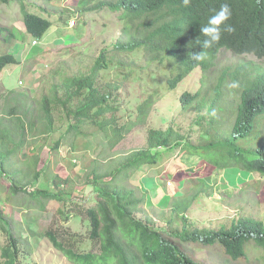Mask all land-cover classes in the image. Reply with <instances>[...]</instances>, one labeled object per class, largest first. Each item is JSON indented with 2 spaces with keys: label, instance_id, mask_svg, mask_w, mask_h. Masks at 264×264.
Returning a JSON list of instances; mask_svg holds the SVG:
<instances>
[{
  "label": "trees",
  "instance_id": "obj_1",
  "mask_svg": "<svg viewBox=\"0 0 264 264\" xmlns=\"http://www.w3.org/2000/svg\"><path fill=\"white\" fill-rule=\"evenodd\" d=\"M10 1L0 0V3ZM16 1L21 5L22 20L30 38L42 39L54 23L49 17L51 12L35 1ZM79 2H83V7H78L77 11L83 15L102 10L121 11L119 16L128 18L124 28L129 34L137 21H143L138 23V31L129 42H117L103 48L90 73L67 77L61 83L62 91L55 90L51 95H44L35 116L31 115V105H25L22 99L13 95L14 91L10 92L14 105L5 110V115H0V179L3 172L11 175L8 185L0 180L3 203L13 204L15 198L22 194L28 199L21 203L23 207L30 208L29 203H33L40 210L47 208L48 202L55 201L58 204L56 214L63 223L50 228L45 235L53 247L74 264H204L181 248V244L191 243L220 245L225 254L234 260L256 258L257 261L264 258V255L256 253L264 249L263 220L239 216L218 227L199 226L188 216L190 202L174 200L171 212L163 217L166 225L156 227L136 215V210L145 203V199L139 197L136 189L128 184L145 165L154 167L189 154H199L200 157L208 154L212 163L184 169L192 175L196 168L198 175L204 177L231 167L264 176V132L254 133L255 121L264 116V70L254 77L234 78L238 84L239 99L230 131L218 132L222 121L213 112L217 105L215 98L207 113L210 118L205 123V116L197 120L199 134L196 139L173 126L150 128L146 145L131 151L120 166L102 171L101 165L89 171L84 177L85 185H91L94 190V196L89 199L79 196L77 184L69 176L61 178L58 173L50 177L53 189L36 186L41 174H46L38 166L48 137L57 129L56 110L64 113L68 126L50 151L65 144L73 145L79 134L90 129L103 130L110 139V147L115 148L138 122L148 116L157 101L159 92H151L139 104L136 120L120 123L121 103L115 91L118 86L107 90L99 83L100 72L111 63L110 52L143 49L148 55L154 54L150 55L152 60L162 54L168 61L171 60L170 64L175 68L173 76L167 81V88L174 90L196 67L209 70L222 48L236 54H255L264 59V0H190L187 6L183 0ZM225 3L232 11L227 23L235 31L227 33L221 25V38L205 50L207 58L201 62L194 61L192 55L202 50L201 43L205 39L201 27ZM45 13L48 15L45 16ZM143 32L145 34L142 35ZM7 35H13V32L0 24V38L6 40ZM18 64L21 61L14 54H0V72ZM216 93L220 94V89ZM205 97L200 91H185L180 98L182 108L205 101ZM20 103L23 112L27 114L30 111V115L17 112ZM7 116L13 117V120H6ZM253 134L255 139L248 140ZM27 147V157L17 160ZM204 185L201 184L199 191L205 190ZM198 192L193 196L194 200L199 197ZM91 202H94L93 205ZM71 218H78L85 230L70 225ZM0 225L2 230L6 229L1 210ZM8 234V241L0 252V264H25L21 259L24 252L19 240ZM88 243L90 247H84Z\"/></svg>",
  "mask_w": 264,
  "mask_h": 264
},
{
  "label": "rangeland",
  "instance_id": "obj_2",
  "mask_svg": "<svg viewBox=\"0 0 264 264\" xmlns=\"http://www.w3.org/2000/svg\"><path fill=\"white\" fill-rule=\"evenodd\" d=\"M27 1L46 5L52 10L53 15L49 17L54 23L43 38L38 40V45H34L23 25L20 3L16 0L7 4L0 3V24L13 32V35H7L6 40L0 38V54L13 53L21 61V64L10 65L0 72V115H5V110L14 105L10 93L14 91L13 95L22 99L25 105L32 106L33 114L30 111L27 114L23 112L22 103L17 112L35 116L44 95H51L55 90L62 91L61 83L67 77L90 73L103 48L117 42H129L138 31V23L143 21H137L129 34L123 28L128 18L120 17V11L102 10L82 15L76 26L69 27L57 17L63 10L60 7L66 3L63 0H53L55 5L48 4L46 0ZM82 7L83 2L80 9ZM150 55L143 49L112 51L108 55L112 59L111 63L99 74V83L104 85V89H115L118 86L115 91L119 94L121 103L119 114L122 124L136 120L139 104L151 92L158 91V99L149 110L148 116L138 122L115 148L110 147V139L103 130L90 129L79 134L73 145L65 144L50 151L68 126L64 113L56 110L57 129L48 137L38 166L48 177L41 174L36 183L37 187L53 189L54 184L50 182V177L58 173L61 178L69 176L77 184L79 196L84 200L89 199L94 196L92 186L84 183V177L89 171L101 165L102 171L120 166L131 151L146 145L150 128L166 129L173 126L196 139L199 134L197 120L205 116V123L210 118L207 113L215 98L217 105L213 112L222 121L218 132L230 131L239 99L237 87H232L234 78L242 79L245 75L254 77L264 70V59L256 55H239L222 49L209 70L196 68L176 89L169 90L167 81L173 76L175 69L170 64L171 60L168 61L162 54L152 60ZM20 80H23L22 84L19 83ZM217 89H220V94L216 93ZM185 91H200L206 96L205 101L183 109L180 98ZM225 117L227 119L223 120ZM6 120L12 121L13 117L7 116ZM9 121L7 122L13 125ZM254 127V133L264 131V118L259 116ZM253 139L254 134L248 138ZM28 152L27 147L16 159L24 160ZM202 163H211L208 154L201 157L199 154H189L158 166L145 165L140 168L128 182L136 189L138 196L145 199V203L136 210V215L156 227H164L166 223L163 217L171 212L170 208L175 200L190 202L188 216L199 226L218 227L221 223H230L233 217L239 216L264 221V176L231 167L216 170L212 175L204 177L198 175V168L193 171V175L184 170ZM181 173H184L183 176H180ZM0 180L2 184L8 185L11 175L3 172ZM169 181L172 182L171 185L167 184ZM203 183L205 190L201 192L199 189ZM197 192L199 197L194 200L193 196ZM3 200L4 197H1L0 210L6 229L0 228V252L10 233L21 244L24 252L21 259L25 264H74L58 252L45 235L47 230L63 223L56 214L58 204L55 201L48 202L47 208L39 210L36 209L38 205L33 203H29L30 208L23 207L21 203L28 199L22 194L15 198L13 204L3 203ZM69 224L85 230L78 218H71ZM175 241L181 244L179 240ZM84 247L89 248L90 244H85ZM181 248L204 264H264V258L257 261L256 258L234 260L225 254L220 245L203 246L191 243L181 244ZM256 253L263 256L264 249L257 250Z\"/></svg>",
  "mask_w": 264,
  "mask_h": 264
},
{
  "label": "clouds",
  "instance_id": "obj_3",
  "mask_svg": "<svg viewBox=\"0 0 264 264\" xmlns=\"http://www.w3.org/2000/svg\"><path fill=\"white\" fill-rule=\"evenodd\" d=\"M48 4H52L55 5L53 3V0L48 1L46 0ZM65 4H62L63 6H61L60 8H63V10H61V12L59 14H57V17H59V21L63 22L64 24H68L69 27L72 26H76L77 21L80 19V17L83 15L81 12H78L77 10H79L78 7H80V2L79 0H63ZM78 2L80 4H78ZM190 3V0H183V4L185 6H187ZM92 4V3H91ZM43 5V4H40ZM46 6V5H45ZM47 7V6H46ZM49 10V9H48ZM51 12V16L52 14V10H49ZM59 11V9L57 10ZM76 11V12H75ZM121 12V11H120ZM89 14V13H88ZM48 14L45 13V16H47ZM232 15V11L230 6L225 3L222 4L221 7L219 8V10H217L215 12L214 15L210 16L208 19V22L206 25H204L203 27H201V32L203 33L205 39L202 41L201 43V47L202 50L193 53L192 55V59L194 61L197 62H201L204 61L207 58V52L205 51L208 48H211L214 44H216L220 38H221V25H223V31L227 32V33H232L235 31L234 27L230 24L227 23V21L230 19ZM50 16V15H49ZM55 16V15H54ZM53 21V20H52ZM54 22V21H53ZM24 25V24H23ZM25 27V26H24ZM124 28V27H123ZM27 33V32H26ZM29 35V34H28ZM30 37V36H29ZM39 39L34 40L33 39V44L34 45H38ZM222 49H226V48H222ZM221 49V50H222ZM230 50V49H228ZM232 51V50H231ZM9 53V52H8ZM235 53V52H234ZM13 54V53H12ZM249 54V53H246ZM15 55V54H14ZM241 55V54H239ZM255 55V54H254ZM16 56V55H15ZM17 57V56H16ZM259 58V57H258ZM196 68H201L196 67ZM195 68V69H196ZM194 69V70H195ZM202 69V68H201ZM20 84L23 83V80L19 81ZM238 84H236L235 82L233 83L232 87H237ZM184 93V92H183ZM236 111V110H235ZM264 118V116L262 117V119ZM234 121V120H233ZM264 132V131H263ZM259 174V173H258ZM262 176V175H261ZM171 181H169L167 184L171 185ZM241 259V258H240Z\"/></svg>",
  "mask_w": 264,
  "mask_h": 264
}]
</instances>
